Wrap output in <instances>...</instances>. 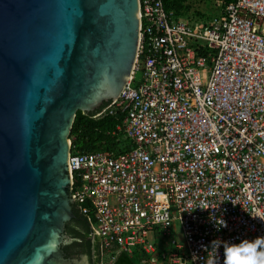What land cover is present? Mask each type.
<instances>
[{
    "label": "built area",
    "instance_id": "built-area-1",
    "mask_svg": "<svg viewBox=\"0 0 264 264\" xmlns=\"http://www.w3.org/2000/svg\"><path fill=\"white\" fill-rule=\"evenodd\" d=\"M166 1L138 0L131 78L95 116L120 121L126 150L68 156L99 264H207L213 240L264 235V0L211 1L197 21Z\"/></svg>",
    "mask_w": 264,
    "mask_h": 264
},
{
    "label": "water",
    "instance_id": "water-1",
    "mask_svg": "<svg viewBox=\"0 0 264 264\" xmlns=\"http://www.w3.org/2000/svg\"><path fill=\"white\" fill-rule=\"evenodd\" d=\"M138 38V0H0V264L80 263L68 137L120 96Z\"/></svg>",
    "mask_w": 264,
    "mask_h": 264
},
{
    "label": "trees",
    "instance_id": "trees-1",
    "mask_svg": "<svg viewBox=\"0 0 264 264\" xmlns=\"http://www.w3.org/2000/svg\"><path fill=\"white\" fill-rule=\"evenodd\" d=\"M199 0H167L164 9L171 12L174 18H185L192 9V3ZM202 1V0H201ZM220 1L230 4L236 0H204ZM196 15H200L196 12ZM107 103L96 111L86 113L77 111L70 130L69 141L71 153L86 154L93 151H113L122 153L126 150L125 141L120 135L113 134L120 121L107 114L95 117ZM73 218L65 224L64 235L72 241L62 245L61 250L67 259L84 256L91 264H99L98 245L90 237V227L86 218L79 213L76 205H72ZM113 264H153L150 258L139 251L132 254L120 253Z\"/></svg>",
    "mask_w": 264,
    "mask_h": 264
},
{
    "label": "clouds",
    "instance_id": "clouds-1",
    "mask_svg": "<svg viewBox=\"0 0 264 264\" xmlns=\"http://www.w3.org/2000/svg\"><path fill=\"white\" fill-rule=\"evenodd\" d=\"M221 227H227L223 219ZM205 249L209 252L207 264H264V235L238 243L213 240Z\"/></svg>",
    "mask_w": 264,
    "mask_h": 264
},
{
    "label": "rangeland",
    "instance_id": "rangeland-1",
    "mask_svg": "<svg viewBox=\"0 0 264 264\" xmlns=\"http://www.w3.org/2000/svg\"><path fill=\"white\" fill-rule=\"evenodd\" d=\"M196 12L200 15H196ZM220 12V8L211 1L199 0L197 2L192 3V9L189 14L185 17L188 21H197L199 19L209 20L212 17H216ZM178 238H180V234L178 233ZM75 258V257H74ZM80 260L79 264H87V258L81 257L78 258Z\"/></svg>",
    "mask_w": 264,
    "mask_h": 264
},
{
    "label": "flooded vegetation",
    "instance_id": "flooded-vegetation-1",
    "mask_svg": "<svg viewBox=\"0 0 264 264\" xmlns=\"http://www.w3.org/2000/svg\"><path fill=\"white\" fill-rule=\"evenodd\" d=\"M70 259H73V258H70ZM87 264H91V263L87 260Z\"/></svg>",
    "mask_w": 264,
    "mask_h": 264
}]
</instances>
